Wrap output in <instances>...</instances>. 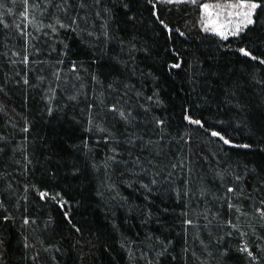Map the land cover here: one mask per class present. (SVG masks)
I'll use <instances>...</instances> for the list:
<instances>
[{
    "label": "snow or ice",
    "instance_id": "snow-or-ice-1",
    "mask_svg": "<svg viewBox=\"0 0 264 264\" xmlns=\"http://www.w3.org/2000/svg\"><path fill=\"white\" fill-rule=\"evenodd\" d=\"M11 3L15 6L16 0ZM22 3L19 15L26 23L23 28L20 24L14 27L24 41L23 55L9 49L0 52V58L10 65L22 64L26 70L23 74L16 71L14 77L5 73L0 79V114L7 115L6 104L12 91L9 85H23L26 92L39 88L44 93L42 116L66 118L69 131L53 142L47 136L32 135L35 123L24 117L23 125L18 128L23 134L19 141L0 135L2 221L14 222L6 201L12 202L20 212L22 200V229L34 232L37 221L28 211V193H35L39 201L55 202L64 210L69 201L62 191L54 193L47 187L42 190V185L45 181L57 180L62 170L74 179L91 174L100 180L103 192L98 190V195L109 193L111 200L116 201L115 207L138 215L142 226L159 225L158 229L144 232L142 238L137 233L136 239L127 236L118 225H112L119 233L117 243L127 264L164 261L229 264L237 254L244 264H264V169L233 161L230 155L216 159L215 154H209V158L193 151L195 142L191 131L173 134L171 124L156 112L166 108L160 74L153 66L145 65L147 71L140 67L145 60L155 65L159 54L154 49L162 48L173 60L172 63L163 60L166 73L174 77L181 74L174 70H181L187 85L183 89L186 99L193 95L198 98L197 104L182 106L183 121L202 129L228 148L253 149L251 142L233 143L226 132L216 130L203 118H194L191 111L218 100V108L223 105L234 112L245 127L249 126L255 111L264 113V18L258 11L264 9V0H217L215 3L22 0ZM180 5L198 9L200 30L211 33L221 42L217 44L219 57L180 52L175 47L177 38L186 40L187 34L161 18L160 10L163 7L172 12L175 7L179 11L176 6ZM140 8H146L149 13L152 36L140 31V26L148 27L138 11ZM0 9H5L0 13V25L4 30L13 27L3 19L5 14L12 15L13 9L3 0H0ZM161 35L163 45L159 44ZM233 40L237 42L234 47ZM42 50L46 58H41ZM228 54L243 59L227 61L224 58ZM189 55L190 59H186ZM30 73L33 79L29 78ZM148 81L153 85L150 94L144 91V82ZM213 92L219 95L214 98ZM217 123L222 125L225 121ZM12 127L17 129L15 124ZM260 135V143H264V131ZM98 148L103 149L99 159ZM257 150L264 151V148ZM41 159L44 176L27 181L23 186L24 195L13 201L17 190L8 180L12 173L7 167L15 165L18 171L30 173ZM53 161L62 168L48 167ZM120 185L142 193L143 206L134 205L128 197L120 195ZM169 201L180 211L170 208ZM63 219L74 233H82L69 211H63ZM52 222L50 217L45 229ZM177 227L179 232L175 231ZM21 235L23 249L35 253L26 257L32 264H59L56 254L61 253V247L53 243L45 246L43 240L31 233ZM234 235L243 242L232 247L230 241ZM177 238L182 241L179 253H176ZM4 243L0 238V246ZM41 249L49 253L47 258L41 256ZM0 264H3L2 257Z\"/></svg>",
    "mask_w": 264,
    "mask_h": 264
},
{
    "label": "trees",
    "instance_id": "trees-1",
    "mask_svg": "<svg viewBox=\"0 0 264 264\" xmlns=\"http://www.w3.org/2000/svg\"><path fill=\"white\" fill-rule=\"evenodd\" d=\"M205 0H203L204 2ZM217 1V0H211ZM3 2L13 9L12 15L5 14L3 19L5 23L13 25V27L4 30L3 26L0 25V52L8 51H20L23 55L22 49L24 46L23 38L17 35L15 24H20L21 28L26 23L23 21L19 13L23 10L22 0H16L15 6L12 5L11 0H3ZM179 11L173 7L172 12H168L167 9L161 8V18L165 19L166 22L175 24L185 31L187 39L177 38L175 47L180 52L187 51L189 54L197 52L203 57H210L216 54L217 44L221 43L218 37L213 36L211 33H204L200 30L199 19L200 13L197 8L193 6L180 5ZM142 13V17L148 22V27L140 26L141 33H146L149 36L154 35L150 28L152 27L151 21L149 20V13L146 8H140L138 10ZM261 18H264V9L258 10ZM5 9H0V13H4ZM29 31H34L32 28ZM10 37L8 39L6 37ZM159 44L163 45L164 38L161 35L159 38ZM227 44V42H222ZM236 41H232L233 47L236 45ZM11 51L9 55L11 56ZM31 52V49H29ZM159 54V59L155 65L151 60H145L141 63L140 67L145 68V65L153 66L161 76L162 81V97L165 101L166 108L162 111L156 109L158 115H161L171 124V131L173 134L176 132H187L191 131L192 139L195 142L193 151L200 155L215 154L216 159H219L223 155H230L233 161L239 160L241 162H248L249 167L253 165L258 166V169H264V151L257 150L258 148H264V143H260L261 132L264 131V113L257 110L252 114V119L248 127L239 123L238 118L234 112L229 111L226 107L221 105L218 108L219 101L211 102L209 105L204 107H194L191 111V115L194 118H203L209 122V125L215 126L216 130H222L226 132L227 136L230 137L235 144L253 143V149L243 148H228L223 145L222 142L207 136L202 129L196 128V126H189L183 121L182 106L187 107L188 104H197L198 98L193 95L187 97L186 92L183 90L187 87L183 82V73L181 70H174V72L181 73L180 75L170 76L166 73L163 60L167 59L168 63H172L173 60L168 57L162 50V48H155ZM55 55V53H53ZM41 58H46L45 51L42 50ZM12 59L19 60L20 57H12ZM31 59V57H30ZM190 59V55L186 58ZM227 61H234L238 59L231 54H228L224 58ZM222 63L224 61H221ZM25 67L22 64L10 65L4 58H0V79H3L4 74L7 73L9 76L14 77L16 71H20L21 74L25 71ZM147 71L148 69L145 68ZM29 78L33 79V75L30 73ZM18 79V78H17ZM139 86V82H138ZM152 82H144L145 93L150 94L152 88ZM10 92L11 99L7 101L6 112L7 115L0 114V135H6L9 138L15 137L16 141L22 138L18 128L23 125V118L27 117L35 123V130L32 135L47 136L53 142L59 139V136L68 133V122L67 119H52L47 116H42V110L44 108V101L41 99L43 92L39 89H31L27 92L24 90L23 85L20 87H14ZM213 97L219 95L218 92L212 93ZM72 113H69L71 115ZM223 120L224 124H219L217 121ZM17 125V129H14L12 125ZM253 132L256 135H253ZM103 149H97V158H102ZM210 158V155H209ZM48 167H57L55 161L49 163ZM205 171L208 170V165H204ZM7 171L12 173L8 177V180L12 183L13 188L16 189L15 195L12 200H18L22 195L24 184L31 180L35 181L44 176L45 167L43 166V160L41 163L36 164L30 173H22L17 170L15 165H9ZM210 175V174H209ZM102 179V177H101ZM254 182V181H253ZM2 186V185H0ZM44 187L52 189L55 192H61L69 204L66 209L61 210L55 202L39 201V198L35 193H28V211L31 213L32 218L36 219L37 224L33 226L35 231L32 229H22V215L24 201H20V212L15 210V206L12 202L6 201V206L9 209V213L13 216L14 222L9 221L4 223L2 216L4 212L0 209V238L5 241L3 246H0V257L3 258V264H32V262L26 257L34 255L33 250H25L22 247V235L35 236L37 239L43 240L45 246L48 243L56 244L57 247H61V253H57L59 264H127L126 257L119 250L117 240L119 239V233L113 230L112 225L116 224L120 227L121 231L127 234L132 239L137 238V233L141 234V238L144 232L150 229H158V224H150L142 226L138 215L129 214L125 209L115 207L116 201L111 200L109 193L104 192L103 196L98 195V190L103 192L101 188L100 180L94 178L91 174L74 179L71 176H66L64 171H61L59 178L55 181H45L42 185ZM120 195L128 197L129 201L134 205L143 206V194L138 191L128 189L124 185L118 187ZM159 203V200H157ZM162 206V205H161ZM112 211H109V208ZM169 207L176 208L179 212L180 208L174 203L169 201ZM69 211L73 218V223L82 228V233H74L70 226L66 225L63 219V211ZM52 218V225L45 229V222ZM176 232L180 229L175 228ZM31 238V237H30ZM247 239V238H245ZM243 241L233 236L231 238V246L235 247L237 243ZM176 253L180 251V245L182 241L177 238ZM110 246V247H109ZM108 247V251H106ZM37 248L40 245L37 244ZM199 248L197 253L199 254ZM175 254V253H174ZM49 253L43 252L41 249V256L47 258ZM203 259V257H202ZM162 264H168L167 261ZM171 264H179L178 261H172ZM190 264L192 262L190 261ZM229 264H244L243 259L237 254L233 255Z\"/></svg>",
    "mask_w": 264,
    "mask_h": 264
},
{
    "label": "rangeland",
    "instance_id": "rangeland-1",
    "mask_svg": "<svg viewBox=\"0 0 264 264\" xmlns=\"http://www.w3.org/2000/svg\"><path fill=\"white\" fill-rule=\"evenodd\" d=\"M204 2L215 3V2H217V1L205 0Z\"/></svg>",
    "mask_w": 264,
    "mask_h": 264
}]
</instances>
